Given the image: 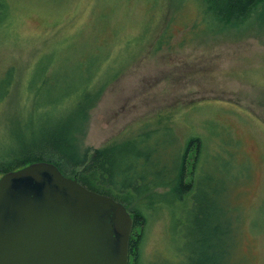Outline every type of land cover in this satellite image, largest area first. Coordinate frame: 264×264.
Returning a JSON list of instances; mask_svg holds the SVG:
<instances>
[{
  "label": "rangeland",
  "instance_id": "obj_1",
  "mask_svg": "<svg viewBox=\"0 0 264 264\" xmlns=\"http://www.w3.org/2000/svg\"><path fill=\"white\" fill-rule=\"evenodd\" d=\"M45 73L42 101L91 82L95 99L74 138L90 153L140 152L134 161L150 185L166 181L200 138L199 159L194 146L187 162L190 197L142 208L139 263L131 255L130 264H179L191 229L214 226L224 264H264L263 4L228 23L200 0H0V83L12 81L0 135L31 134L21 116ZM74 109L65 103L50 115L67 131ZM170 189L154 193L171 199ZM148 194L130 208L150 204Z\"/></svg>",
  "mask_w": 264,
  "mask_h": 264
},
{
  "label": "trees",
  "instance_id": "obj_2",
  "mask_svg": "<svg viewBox=\"0 0 264 264\" xmlns=\"http://www.w3.org/2000/svg\"><path fill=\"white\" fill-rule=\"evenodd\" d=\"M200 1L206 5L209 13L228 23L243 22L256 6L259 4L264 5V0ZM47 71L45 70L46 73ZM46 73L41 81V84H43L41 90L34 89L37 96L27 94L26 105L22 112L23 116L20 115L21 118H24L22 119L25 120V125L30 129L31 134L29 133V135L23 137L13 130L10 133L0 135V177L4 173L17 170L33 162L50 161L59 166L64 174L78 179L89 189L110 195L124 203L134 219L129 243L130 257L134 255L135 262L139 263L138 252L142 240V229H144L147 221V216L142 208H150L151 206L157 208L156 205L159 207L163 202L171 207L176 200L184 201L190 197L195 182V171L193 170V176L188 180L187 162L194 146L198 151L197 157L199 159L203 150L200 138L198 136L191 138L190 143L180 156L178 165L174 171L168 173L166 181L155 182L150 185L146 183V175L139 170L141 168L139 159L134 161L133 156L140 158V152H123L124 154L117 157L114 146H110L96 149L93 153H90L88 148L81 150L79 142L74 138V134L79 128H83L82 123L87 116L88 108L91 107L93 99H95V93H91L93 91L88 88L91 82L88 84H86L87 82L82 83L77 89H73L72 92L61 99L42 101L40 96L46 92L48 84ZM5 76H11L12 78V70H9L8 75ZM11 78L6 81L7 85L4 81H1L0 100L8 95L12 82ZM31 99H33L32 108L31 105H27ZM34 100L36 101L34 102ZM85 100L90 101L81 109L82 102ZM71 102L74 104L76 117L73 119V124L69 123L70 129L66 131L56 123L57 119L62 118L50 114L52 111L59 109V106H63L65 103L70 105ZM49 110L50 112H48ZM198 161H196L195 167ZM157 172L159 173V171ZM173 182L174 184H172ZM142 184L146 185L145 191H142V188H144ZM158 187H171L172 198L166 199L167 196L164 193H161V195L155 194V189ZM143 193L154 198L150 200V204L147 198L141 199L137 204L138 206L132 210L130 204L134 202L136 197H141ZM148 204L149 206H147ZM136 228H142L141 232H135L134 234ZM209 230L211 229L207 227L191 229L186 236L188 250L186 248L182 249L184 257L179 264H224L223 254L220 250L221 246L218 245L217 227L214 226L211 232ZM230 263L233 264L232 261ZM162 264L174 263L170 261Z\"/></svg>",
  "mask_w": 264,
  "mask_h": 264
},
{
  "label": "water",
  "instance_id": "obj_3",
  "mask_svg": "<svg viewBox=\"0 0 264 264\" xmlns=\"http://www.w3.org/2000/svg\"><path fill=\"white\" fill-rule=\"evenodd\" d=\"M134 219L54 162L0 177V264H129Z\"/></svg>",
  "mask_w": 264,
  "mask_h": 264
}]
</instances>
